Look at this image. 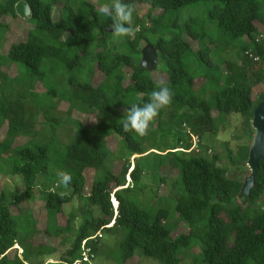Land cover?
Returning <instances> with one entry per match:
<instances>
[{
  "label": "trees",
  "instance_id": "trees-1",
  "mask_svg": "<svg viewBox=\"0 0 264 264\" xmlns=\"http://www.w3.org/2000/svg\"><path fill=\"white\" fill-rule=\"evenodd\" d=\"M18 1L0 2L2 39L10 29L6 18L21 22L15 14ZM25 1L33 12V29L26 40L11 43L7 50L0 43V162L8 160L7 168L0 163V177L6 169L20 177L25 187L23 194L0 189V264H34L37 258L54 253L37 242L42 230L33 213L24 217L15 213L38 196L47 213L48 236L71 231L76 216L71 214L64 228L57 225V217L76 199L83 203V221L60 264L78 260L85 241L95 258L102 253L117 264H127L138 250L143 258L159 264L188 260L194 264H264V160L250 202L243 207L239 200L243 182L229 177L221 155L211 154L208 146L219 135L225 115L239 114L247 132L254 134V111L264 101V91L253 98L254 87L264 84V0H131L162 13L149 15L148 22L137 19L134 36L124 39L127 52L114 57L106 52L112 38L106 32L111 20L86 0H80L83 7L79 9H74V0ZM201 1L212 2L209 19L219 27V36H206L196 21L198 32L189 31L192 27L188 32L193 36H183L175 32V25L164 22L168 14ZM110 2L105 3L107 7ZM59 3L70 9L69 14L54 20ZM147 44L158 51L160 77L141 67ZM91 55L96 59L95 70L102 75L97 83L80 81L75 75ZM13 66L15 76L3 70ZM160 81L171 90L170 105L151 122L146 135L124 132L126 110L147 101ZM60 102L68 105L67 110L62 111ZM78 114L94 115L96 125L83 124L85 133L65 144L57 133ZM164 126L174 134L179 152L158 153V131ZM110 131L125 142L129 157L141 156L133 168L130 158L121 161L118 171L107 167L111 152L100 136ZM192 136L200 139L198 153H188ZM19 138L26 142L17 145ZM224 150L232 165H245L250 145L239 146L235 153L225 144ZM91 170L95 178L90 184L87 174ZM59 171L67 172L71 181L60 183ZM146 172L156 175L158 188L168 179L173 181L177 200L169 207L156 209L135 200ZM39 177L43 181L38 182ZM48 184L57 188L51 190ZM98 208L101 215L95 216ZM180 225L188 232L172 238ZM103 235L116 237L115 246L103 244ZM15 246L22 249L21 255ZM193 248L200 251L192 255Z\"/></svg>",
  "mask_w": 264,
  "mask_h": 264
},
{
  "label": "rangeland",
  "instance_id": "rangeland-1",
  "mask_svg": "<svg viewBox=\"0 0 264 264\" xmlns=\"http://www.w3.org/2000/svg\"><path fill=\"white\" fill-rule=\"evenodd\" d=\"M4 0H0V2H3ZM88 3L96 7V12L98 14H103L105 10V6L107 1L109 0H86ZM116 2V0H111L109 8ZM126 3H128L133 9V29H138L139 26H135V23L137 19L141 20L142 22H148V16L151 17H157L160 16L159 14L162 13V11H152L149 6L146 5H140L136 2H133L131 0H125ZM213 6L212 2L210 1H201L198 3L190 4L188 6L183 7L179 11L175 13L168 14L164 20V22L168 25H175L173 29L175 32H182L183 36H193L188 32L189 28H192L189 31H192L194 33L198 32V27L195 25L196 21L200 24V26H203V29L205 31L206 36H219L220 29L217 26L216 22L209 19V9ZM82 8L83 5L81 4L80 0H74V9ZM69 8L64 7L63 4L59 3L54 8V20H58L60 18V14L63 16H67L69 14ZM93 16V14L91 13ZM6 24L10 25V29L5 35V38L2 39L1 37L3 34L0 32V43L3 44V47L8 49L9 45L16 41H24L26 40L29 31L33 29V24L30 22H24V21H17L12 20L9 18H6L4 20ZM176 23H178L176 25ZM134 32L132 36H134ZM112 38L108 40V48H107V54L110 57H114L116 54L119 53H125L127 52L124 48V39L125 37H118L114 33L111 34ZM3 40V41H2ZM2 41V42H1ZM194 46H197L198 43L194 40L192 41ZM145 45V44H144ZM143 45V46H144ZM3 48L0 49V54L3 53ZM95 63L96 59L93 55L87 57L82 66L75 70V75L80 81H86V80H93L94 83L99 82L102 79V75L100 73H97L95 70ZM260 67V66H259ZM4 71L9 72L11 75L15 76L17 73L16 66L10 67V68H3ZM96 71V72H95ZM160 67L153 72L156 73V77L161 76ZM263 87H254L253 89V98L256 99L263 91H264V84H262ZM66 87H64L65 89ZM59 106L61 107L62 111L67 110L68 105L64 102H60ZM223 125L220 127V132L217 137H214L211 139V142L208 146H210L213 150V153H218L221 155V165L223 167H226L228 169V175L230 178H235L239 181L244 182L246 176L249 175L250 171L247 166V163L245 165H232L229 160L226 157L224 145L229 144L230 148L236 153L238 150V147L241 145H251L253 135L249 134L246 130V128L242 125V117L239 114H232V115H225L224 117ZM85 124L89 128L94 127L96 125V117L94 115H85L82 116L81 114L75 115L73 119H67L65 122V125L58 131L57 137L64 142L65 144L71 143L73 140L79 138V136H82L83 133H85L82 129V125ZM82 129V130H81ZM158 150L160 154H167L168 152H179L180 149H175L177 147L176 138L174 137V134L172 133L171 129L168 127H160L158 131ZM5 129L1 130V138L4 140L5 138ZM100 141L102 143H105L108 150L111 152L110 160L107 163V167L113 168L114 170H120L123 162L125 159L130 158V162L133 165L137 162V160L141 156H133L129 157V152L127 151V145L123 144V141L119 137L115 135L113 131L108 132L104 136H100ZM195 140L192 138V148L188 151V153H191L195 149ZM26 142V139L19 138L16 140L17 145H22ZM127 148V149H126ZM175 149V150H173ZM183 151V150H181ZM153 152V151H152ZM123 161V162H121ZM7 158H3L1 160V166L5 167L4 163H7ZM8 165V164H7ZM6 165V166H7ZM7 168V167H5ZM131 168V169H132ZM153 169L151 168V170ZM5 176L0 177V189L5 188L8 192H18L20 194H23L25 191V187L23 185V182L20 177L13 176L9 173H7L6 169H4ZM88 182H91L95 178V172L90 171L87 174ZM175 176V175H174ZM175 178V177H173ZM42 177H39L38 182L43 181ZM173 181H170L168 179L166 184H161V186L157 187V181H156V175L152 173L146 172L144 174L142 181L139 186V198H135V200H140L145 205H154L156 209L158 208H164L169 207L173 202H175L176 194L175 189L172 188L171 183ZM130 183V177H127V185ZM56 185L48 184V188L51 190H55L57 187ZM89 189H87L88 192ZM64 192H68L66 189ZM157 195V197H156ZM129 197L134 199V196L128 194ZM138 200V201H139ZM83 203H81L78 199H76L73 203L67 204L64 206L63 213L58 215L57 219V225L61 228L66 227L68 221L71 219V214H74L76 216V219H74L71 222L72 230L69 232H60L55 236H48L45 233L46 228V222H47V213L43 209V202L41 198L38 196L31 200L28 203H23L19 208L15 210V213L19 215L20 217L26 216L29 212L33 213L34 218H37L38 220V226L42 230L41 235H38L36 237V240L38 243H44L45 247H47V251L49 250H55L53 254L47 255V256H41L37 258L34 262V264H60V260L65 256L66 252L71 248L72 241L74 240L75 231L78 230L80 227L82 221H83V209L81 208ZM113 206H115V209L117 207L116 201L113 199ZM100 209H95L94 215L100 216ZM91 214L87 212L86 217H90ZM188 229L185 225H180L179 228L172 233V238L178 236L180 233H187ZM197 242H199L198 239H196ZM103 244H106L110 247H114L117 238L112 237L109 235H103L102 237ZM19 250V254L21 255L23 253L22 249L19 246H15ZM195 250V252H194ZM200 249L193 248L192 249V255H196L195 253H198ZM118 250L114 249V254H117ZM93 264H117L114 259H106V256L104 254H99ZM127 264H159L157 261L151 259V258H143L141 256V250H138L136 252V255L134 258H132ZM184 264H194L193 261L190 262L184 261Z\"/></svg>",
  "mask_w": 264,
  "mask_h": 264
},
{
  "label": "clouds",
  "instance_id": "clouds-1",
  "mask_svg": "<svg viewBox=\"0 0 264 264\" xmlns=\"http://www.w3.org/2000/svg\"><path fill=\"white\" fill-rule=\"evenodd\" d=\"M134 9L125 0H116L109 8L105 6L104 15L109 17L112 32L118 37H131L133 34ZM172 93L169 86L160 81L151 92L150 98L143 103H134L126 110L122 128L124 132L134 131L139 136H144L149 131L151 122L159 115L160 111L170 105ZM60 183H68L71 176L65 171L57 173Z\"/></svg>",
  "mask_w": 264,
  "mask_h": 264
},
{
  "label": "water",
  "instance_id": "water-1",
  "mask_svg": "<svg viewBox=\"0 0 264 264\" xmlns=\"http://www.w3.org/2000/svg\"><path fill=\"white\" fill-rule=\"evenodd\" d=\"M15 14L24 22H30L33 18L32 9L25 0H20L15 4ZM106 32L112 34V27L108 28ZM158 63L159 55L156 47L151 44L144 46L142 49L141 67L149 73H153ZM252 128L254 134L247 160L250 173L246 176L239 194V200L243 207L248 206L250 202L251 191L255 186L260 162L264 160V101L254 111Z\"/></svg>",
  "mask_w": 264,
  "mask_h": 264
},
{
  "label": "built area",
  "instance_id": "built-area-1",
  "mask_svg": "<svg viewBox=\"0 0 264 264\" xmlns=\"http://www.w3.org/2000/svg\"><path fill=\"white\" fill-rule=\"evenodd\" d=\"M258 60L255 58V61ZM192 138L195 140V151L198 153L200 152L199 143L200 139L198 136H192ZM193 147V146H192ZM95 255L92 253L91 247L87 246V242H83L82 245V253L80 255V258L76 260L73 264H93L95 261Z\"/></svg>",
  "mask_w": 264,
  "mask_h": 264
}]
</instances>
